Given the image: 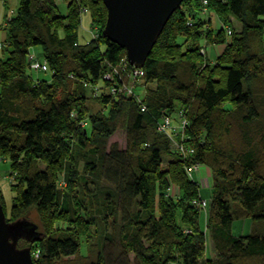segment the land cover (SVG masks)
I'll use <instances>...</instances> for the list:
<instances>
[{
  "label": "trees",
  "instance_id": "1",
  "mask_svg": "<svg viewBox=\"0 0 264 264\" xmlns=\"http://www.w3.org/2000/svg\"><path fill=\"white\" fill-rule=\"evenodd\" d=\"M63 2L65 10L19 0L0 23V156L15 173L12 211L110 219L116 236L104 237L101 264H264V0H183L133 82L125 73L104 79L125 50L102 33V0ZM83 8L91 39L80 42ZM212 43L225 47L209 63ZM31 53L46 69L31 67ZM130 83L134 94L117 91ZM164 115L171 122L161 130ZM120 129L125 146L107 147ZM195 163L212 178L204 227L199 182L185 171ZM245 218L250 231L234 235ZM27 242L39 249L33 264L80 248L71 235Z\"/></svg>",
  "mask_w": 264,
  "mask_h": 264
},
{
  "label": "rangeland",
  "instance_id": "2",
  "mask_svg": "<svg viewBox=\"0 0 264 264\" xmlns=\"http://www.w3.org/2000/svg\"><path fill=\"white\" fill-rule=\"evenodd\" d=\"M60 4L62 10H65V3L61 2ZM17 6L18 0H0V20H4L6 16L10 17L11 13L9 12L16 10ZM212 21L214 23V20ZM90 23L89 13L83 12L81 15V24L78 29V39L80 42L91 39V34L89 32L91 28ZM235 25L238 26V22H235ZM35 49L38 50V47ZM31 72L34 76L38 77L49 78L50 76L49 73L33 70H31ZM139 92L142 93V89ZM113 142H116L120 147L125 146V133L122 129L116 131L108 138L107 147H109V145ZM78 167L80 168L81 164L78 165ZM204 168L210 172L208 167L204 166ZM79 170L81 171V169ZM58 175H61L60 171ZM14 176L15 173L11 170L10 161L7 158L5 159L0 156V195L7 220L9 219L8 221H13L20 218H26L32 223H35L37 225V230L42 231L43 235H71L79 242L80 248L75 254L58 258L53 262V264H101L98 259L104 237L109 234L116 236V231L112 228L111 220L109 219L105 222V220H103L100 216L98 217V215H96L94 221H91L89 224H85L78 223V214H74V216L71 215V220H69V218L64 216L63 213L53 210L44 213H38L35 208L12 211L14 192L10 179H13ZM199 185L200 196L202 199L207 201V207L205 209H200L201 226L204 227V213L209 209L213 190L211 186H204L202 183H199ZM93 186V184H90L89 187L93 190ZM175 186L177 187V185ZM169 192H171L174 196L176 194V188L172 185ZM82 213L83 212L81 211V214ZM251 224V220L248 218L235 220L232 224V233L236 236L247 234L250 231ZM27 246H31V244H29L26 240H19L18 247ZM212 249V243H210V240L207 239V252L209 256H213L214 254ZM129 257L132 261H134L133 259L135 257L133 256V253H130Z\"/></svg>",
  "mask_w": 264,
  "mask_h": 264
},
{
  "label": "water",
  "instance_id": "3",
  "mask_svg": "<svg viewBox=\"0 0 264 264\" xmlns=\"http://www.w3.org/2000/svg\"><path fill=\"white\" fill-rule=\"evenodd\" d=\"M183 0H102L106 8L103 35L125 50L127 61L142 68L167 21ZM42 231L26 218L8 221L0 202V264H33L31 247Z\"/></svg>",
  "mask_w": 264,
  "mask_h": 264
},
{
  "label": "built area",
  "instance_id": "4",
  "mask_svg": "<svg viewBox=\"0 0 264 264\" xmlns=\"http://www.w3.org/2000/svg\"><path fill=\"white\" fill-rule=\"evenodd\" d=\"M55 1L59 3V2L66 1V0H55ZM83 9H84L83 11L85 12L86 8H83ZM230 33H231V30L227 29V34H230ZM33 56H34L33 53H31L29 55V58L31 59V67L35 68V69H46L45 62H40V61L36 60ZM127 70H129V71L127 72ZM118 73L119 74L120 73L128 74L127 77L129 79L131 78V81L133 82V81H135L136 78H138L141 75H143V70H142V68H136L133 65H131L127 61L126 56H125V59L122 62V64L120 66L112 67L111 70L104 75V79L113 80L114 76L117 75ZM115 90H117V89L112 88L111 92H114ZM119 90L125 91L126 94H128V95L129 94H134L133 91H132V84L131 83L129 85H123L117 91H119ZM73 115H74V113L71 114V116H73ZM178 115L180 117L179 121H178L179 125H180V127H184V125L186 123V121H185L186 116H185L183 111H179ZM170 122H171L170 116L164 115L163 122L160 125V129L161 130L169 129ZM200 168H202V166L200 164H198V163H195V164H192L190 167H186L185 171H186L187 175L190 176V175H192L193 171H195L197 169H200ZM194 203L200 209H202V208L204 209L205 206H206V202L203 199L195 200ZM31 254H32L33 260H37L39 258V250L38 249H33Z\"/></svg>",
  "mask_w": 264,
  "mask_h": 264
},
{
  "label": "crops",
  "instance_id": "5",
  "mask_svg": "<svg viewBox=\"0 0 264 264\" xmlns=\"http://www.w3.org/2000/svg\"><path fill=\"white\" fill-rule=\"evenodd\" d=\"M19 1V0H18ZM6 3V2H5ZM61 6V4H60ZM66 7V4H65ZM61 8V7H60ZM62 9V8H61ZM10 11V10H9ZM12 11V10H11ZM203 16L205 17V19H209L210 21V25L214 28H219V21L218 18L216 17V15L214 13L211 12H207L205 14H203ZM233 21V18H231ZM214 20V23L213 21ZM3 20H0V23ZM234 22V21H233ZM3 35V34H2ZM4 36V35H3ZM225 44H217V43H212V44H207V46H205V55H206V59L209 63H214L217 59V57L222 53V51L224 50ZM192 177L194 179H196L199 183H202L204 186H211L212 185V178L210 176V172H208L204 167L197 169L195 171H193L192 173ZM175 187V186H174ZM173 188V187H172ZM176 188V193L178 192L177 187ZM204 220V219H203Z\"/></svg>",
  "mask_w": 264,
  "mask_h": 264
},
{
  "label": "flooded vegetation",
  "instance_id": "6",
  "mask_svg": "<svg viewBox=\"0 0 264 264\" xmlns=\"http://www.w3.org/2000/svg\"><path fill=\"white\" fill-rule=\"evenodd\" d=\"M25 241V240H24Z\"/></svg>",
  "mask_w": 264,
  "mask_h": 264
}]
</instances>
